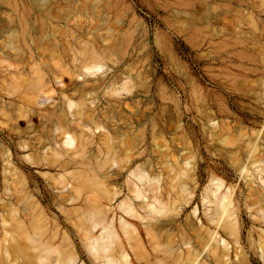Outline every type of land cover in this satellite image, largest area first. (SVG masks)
I'll list each match as a JSON object with an SVG mask.
<instances>
[{
  "label": "rangeland",
  "instance_id": "1",
  "mask_svg": "<svg viewBox=\"0 0 264 264\" xmlns=\"http://www.w3.org/2000/svg\"><path fill=\"white\" fill-rule=\"evenodd\" d=\"M92 63L105 68L86 76ZM67 134L77 152L64 151ZM185 162L201 193L213 178L236 187L243 246L264 264L252 248L264 225L247 209L264 205L263 192L243 175L264 172V0H0V193L38 194L57 241L67 232L87 259L74 214L106 196L71 191L77 173L108 181L119 222L135 186L178 189ZM193 208L164 226L163 244L176 246L181 223L192 233Z\"/></svg>",
  "mask_w": 264,
  "mask_h": 264
},
{
  "label": "bare ground",
  "instance_id": "2",
  "mask_svg": "<svg viewBox=\"0 0 264 264\" xmlns=\"http://www.w3.org/2000/svg\"><path fill=\"white\" fill-rule=\"evenodd\" d=\"M103 68L102 63L89 64L85 75H97ZM122 91L128 92L129 88ZM74 105L69 102L70 108ZM63 149L66 153L77 152V138L67 134ZM188 166L191 164L185 162L179 167L178 189L173 187L171 192L156 184L147 188L135 186L119 206L126 215L120 217L119 222L108 216L111 211L108 202L112 197L106 186L108 181H100L90 171L77 173L71 191L82 195L98 187L106 196L102 201L89 195L87 203L93 210L80 213L77 210L79 215L74 214L77 220L74 227L88 254L87 259L79 253L67 232L63 233L61 241H57L60 227L56 224L50 229L48 212L38 194L25 190L1 192L0 264H170L160 257L161 253L173 255V264H250L242 243L244 220L241 205L236 200L238 190L228 186L222 178H213L210 186L201 193L195 166ZM243 175L254 183L251 192H263L261 201L264 203V172L259 170L252 177L247 173ZM131 176L140 182L144 180L141 172H132ZM153 179L161 180L160 177ZM189 181L194 182V188L188 187ZM13 199H19L22 210L14 208ZM192 206L194 208L186 219L192 233L188 235L181 223V238L176 246L168 242L163 244L160 238L169 232L164 226L176 224ZM247 209L255 223L264 225V205L255 211L249 206ZM22 211L27 217L20 215ZM143 233L148 237L151 250L145 245ZM204 234L208 236L207 241L205 237L202 239ZM252 248L264 263V240ZM152 252L156 262L151 260Z\"/></svg>",
  "mask_w": 264,
  "mask_h": 264
}]
</instances>
